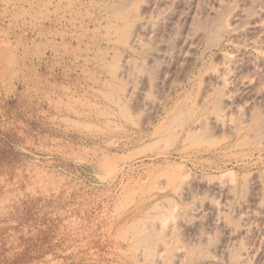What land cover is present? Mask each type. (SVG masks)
<instances>
[{
    "label": "rangeland",
    "instance_id": "obj_1",
    "mask_svg": "<svg viewBox=\"0 0 264 264\" xmlns=\"http://www.w3.org/2000/svg\"><path fill=\"white\" fill-rule=\"evenodd\" d=\"M0 264H264V0H0Z\"/></svg>",
    "mask_w": 264,
    "mask_h": 264
},
{
    "label": "bare ground",
    "instance_id": "obj_2",
    "mask_svg": "<svg viewBox=\"0 0 264 264\" xmlns=\"http://www.w3.org/2000/svg\"><path fill=\"white\" fill-rule=\"evenodd\" d=\"M197 210H198V208H197ZM195 212H197V211H195ZM196 214V213H195ZM193 215V214H192Z\"/></svg>",
    "mask_w": 264,
    "mask_h": 264
}]
</instances>
